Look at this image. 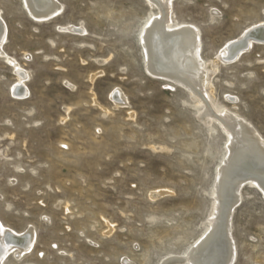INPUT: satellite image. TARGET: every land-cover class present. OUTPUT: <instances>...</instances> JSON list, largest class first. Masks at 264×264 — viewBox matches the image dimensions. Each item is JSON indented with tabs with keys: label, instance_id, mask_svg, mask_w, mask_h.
<instances>
[{
	"label": "rangeland",
	"instance_id": "374dc122",
	"mask_svg": "<svg viewBox=\"0 0 264 264\" xmlns=\"http://www.w3.org/2000/svg\"><path fill=\"white\" fill-rule=\"evenodd\" d=\"M57 2L60 15L36 22L23 0H0L4 52L28 92L11 94L17 78L0 60V220L35 236L4 264H162L207 228L225 137L186 89L146 72L144 0ZM172 14L199 30L200 56L216 64L213 103L264 140V45L228 65L216 56L264 21V0H174ZM116 90L127 106L115 107ZM240 194L233 264H264L263 196L247 184Z\"/></svg>",
	"mask_w": 264,
	"mask_h": 264
},
{
	"label": "bare ground",
	"instance_id": "6f19581e",
	"mask_svg": "<svg viewBox=\"0 0 264 264\" xmlns=\"http://www.w3.org/2000/svg\"><path fill=\"white\" fill-rule=\"evenodd\" d=\"M144 1L151 9L139 37L146 72L186 89L193 99H197L200 107L198 119L208 125H217L226 140L225 157L216 169L205 232L185 253L169 256L162 264H233L235 249L230 233L231 216L239 203L240 189L247 184L260 191L264 198V140L248 122L216 106L211 100L207 89L216 72V64L207 63L201 58L199 30L174 20V0ZM23 5L29 17L36 22L53 19L62 11L57 0H23ZM66 30L77 35L84 32L82 28L71 26ZM6 39V24L0 15V60L6 61L17 78L11 94L23 100L28 94L25 86L27 74L15 60L5 55ZM254 44L264 45V21L225 44L216 55L217 60L223 65L234 63ZM110 98L115 107L128 105L118 90ZM34 237L32 230L17 234L0 220V264H4L9 255L15 260L21 259L31 249Z\"/></svg>",
	"mask_w": 264,
	"mask_h": 264
},
{
	"label": "water",
	"instance_id": "95a60500",
	"mask_svg": "<svg viewBox=\"0 0 264 264\" xmlns=\"http://www.w3.org/2000/svg\"><path fill=\"white\" fill-rule=\"evenodd\" d=\"M252 36H250V38H251ZM260 192V191H259ZM261 193V192H260ZM262 195V194H261ZM263 200H264V198H263Z\"/></svg>",
	"mask_w": 264,
	"mask_h": 264
}]
</instances>
